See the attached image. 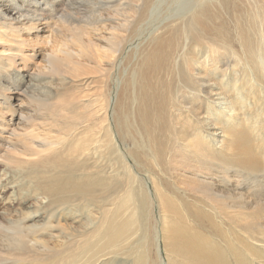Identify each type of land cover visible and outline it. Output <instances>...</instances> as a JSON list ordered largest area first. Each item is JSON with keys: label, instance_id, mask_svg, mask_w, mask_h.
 <instances>
[{"label": "bare ground", "instance_id": "6f19581e", "mask_svg": "<svg viewBox=\"0 0 264 264\" xmlns=\"http://www.w3.org/2000/svg\"><path fill=\"white\" fill-rule=\"evenodd\" d=\"M149 1L0 0V91L3 97L2 100L4 101L2 105L11 114L8 123L15 122L16 124L17 122L22 124L21 122L25 120V124L28 125L27 119H31L30 122L32 124H29V126H34L33 122L35 119L41 121V123L37 121L40 123L39 128H33L35 131L41 130V135L37 133L38 135L35 134L36 138L30 136L31 139L27 140L22 139L24 135L20 137L23 140H20L23 149L17 150L19 146H16L17 149L15 150L18 154L16 152V155L12 154L17 157L16 159L19 162L22 159L21 157H23L26 162L39 164L41 167L42 163H48V154L55 152L59 148V145L64 142L66 136L77 135V130L82 127L79 122H74L77 120V116L82 118L80 115H77V109L80 107L77 99L73 98L74 101L69 97V102H67V99V103H59L62 101L61 97L65 92L63 90H66L64 88L67 87L65 82L67 79L65 77H62L60 81L66 87L64 85V88L58 86L59 84H55L56 86L51 85V82L54 80L51 79L50 86L48 85L49 88L46 87L47 92H45V95L33 100L34 110L26 113L24 109L22 94H25V91L22 88L30 84L29 82H31L32 77L35 75V67L40 72L48 70L51 73H59L61 67L65 64L64 61L72 60L71 58L75 54L70 52L71 50H67L65 58L58 59L55 56L52 57L44 49V46L41 45L47 39L46 34L54 33V31L61 32V34L65 33L64 31L74 33L76 35L73 36V38H76L74 42L80 47L76 51L79 54L76 55L77 58L89 55L88 46H84L82 39H85L81 38L82 35L86 34L85 38H87L86 36L89 34L96 41L105 37L106 42L110 44H107L108 49L103 48L101 45V49L102 51L104 49V51L109 50L112 53L110 59L103 53L94 52L95 54H92L91 60L94 64L92 66L95 73H98V79L96 80H100L102 83L101 88L105 89L110 72L113 69V64L118 59V55L120 56L123 52L120 48L123 45L126 46L125 43L130 39L127 41L128 31L137 32V29H141V26H143L144 30V26L151 25V23L146 25V21L150 17L153 18L152 25H160V12L158 11L162 4L164 11L167 13V15L166 13L164 15L167 18H162L163 20H161L169 19V21L165 25L163 24L162 27L153 30L154 33L158 30L160 31L153 38L151 37L149 41L150 49H147L148 52L144 55L142 54L143 56L141 55L142 57L139 58L138 63L141 64V67L138 73L137 71L133 72L131 78L134 81L132 85H135L137 75L138 77L141 74L143 75L155 65L165 64L164 59L154 57L157 49H164L170 52L180 42H182L181 46L186 42H189L190 45L186 43V47H189L182 60V64L185 67H177V64L180 62L175 63V60H172L177 68L185 72L187 70H195L197 64L204 66L206 64H208L207 66L213 64L214 66L225 62L227 65L228 61L223 58V55H226L223 48L214 47L213 43H210L213 46L209 44L210 48L208 46L205 48L208 49L209 56L207 57L204 51L206 54L204 58L202 57L204 55L202 51L206 47L208 40L213 42V36L222 37L223 30L225 31L228 28L227 23H215L213 21L212 14L215 12L213 11L214 8H218L217 6L220 4V9L224 13H228V11L239 9L240 5L237 2L239 0H221L218 3L213 2V0H158V5L157 1L156 3L152 2L150 9H147ZM241 1L253 13L254 18L257 19V25L261 29V35L264 37V0ZM153 7L154 10H151ZM106 12L109 14L107 15ZM136 26L138 27L135 28ZM133 35L136 36L138 33ZM185 40L187 41L184 42ZM89 42L91 45H94V49L99 44L94 43L91 39ZM260 45L262 46L263 44L260 43ZM182 50L183 47L181 51L177 52H182ZM116 52H119V54L115 55ZM173 54L175 53L173 52ZM40 62H43L44 65L39 66L40 64L38 63ZM77 62L79 63V61ZM103 62L105 65L102 66ZM78 63L77 66L81 65L82 62ZM74 64L72 62V65ZM86 64L88 65L89 62ZM66 65L69 68L71 66L73 69L70 63ZM248 65L250 68L251 65ZM252 65L256 64L252 62ZM77 66L75 64L76 68ZM79 67L78 69L80 70ZM71 68L70 70L67 69L71 71ZM68 70L67 73L69 72ZM184 71L178 72L181 73L179 79L182 83L187 80ZM187 74L191 77L192 85L196 84L200 86L201 88L199 87L200 89L198 88V90L205 93V96L208 98V93L204 90L205 81L203 77H200L198 74ZM6 75L15 77L17 80L15 87L12 86V83H6L2 79ZM260 78L264 80V74H261ZM34 79H37V77H34ZM70 79L72 80V78L68 79L69 82L74 81V85L78 91L77 86L81 84L75 78L76 81H71ZM68 84L70 86L72 83ZM225 85H227L224 87L227 91H224L226 97L233 96L236 101L229 102L227 107L233 111L231 118H229L230 123H219V127L225 137L218 148L220 150L212 148V140H207L206 136L204 137L202 134L204 131L201 133L196 124V120L199 119L198 116L200 114H197V110H195V106L198 103V95L194 94L195 92L190 93L192 95L191 98H194V100L190 98L189 105L187 103V109L191 114L190 119L187 120L188 123L184 122L181 126L182 128H178V133L177 131L172 133L173 141L178 143L179 141H187L192 136L190 132H194L197 137H194L192 140V148H188L181 143H179L178 148L185 157L193 160L194 166L199 171L207 172V174L199 175L203 180L199 181L201 192L198 191L201 198L199 203L203 209H206L205 213L193 208L186 198L178 200L165 199L161 194L158 197L160 199L158 200L160 201L158 204L160 219L162 221V225L160 224L162 226L161 229L163 232L168 233L169 239L168 244H164L166 246L163 247L170 253L168 255L169 264L175 263L174 256L185 261L187 264H214L213 260H216L219 264H240L244 254L247 253L246 247L252 248L253 245L245 244L243 248H234V241L239 243L238 239L244 237L247 241L251 240V243L255 245L260 238L259 236H263L264 240V113L262 112L264 110V103L254 100L255 103L259 104V107L255 105L257 109L251 108L248 110L251 113L249 118H252V121L248 123V118L246 124H238L237 120L240 118L242 109L240 104L243 103L241 98L256 99L260 91L257 93V91L250 89V86L244 81L240 87L233 91L230 90L228 83H225ZM228 88L229 90H227ZM8 93H14L17 97L9 96ZM68 95L66 94V96ZM189 95H185V101H187L186 98ZM106 97L105 94L101 93L100 98L104 102H102L103 106L101 105L102 107L98 108L100 112L101 109L103 110L104 116H106L108 109ZM59 98L60 100L58 101ZM100 98H93L94 100L92 101L86 98V104L82 107L84 111L83 109L81 110L85 114H83L85 121L97 114L92 106L96 101H101ZM223 99L227 101L225 97ZM80 109L78 114H80ZM41 110H43L41 116L34 118V114L37 112L39 115V111ZM64 115L70 116V118L67 117L70 121L65 120L66 116ZM242 115L248 114L243 113ZM253 116H259L260 118L259 120L256 118L254 122L253 119L255 118ZM211 122L217 121L213 120ZM47 123L50 130L44 128ZM0 125L2 124L0 123ZM0 129V133H7L9 136L13 135V132H9L8 130L10 129L7 130L4 126ZM183 130L185 131L183 132ZM62 132L65 133L64 136H62ZM79 133L82 132L79 131ZM1 135L0 139L4 140L3 134ZM96 138L98 137L96 136ZM17 143L19 142L17 141ZM248 144L249 147H254L252 154L247 153L246 145ZM230 150H233L234 154L228 155ZM6 155L2 156L0 161L4 165L13 164L12 162L16 161H14L12 155ZM93 155L95 154L93 153ZM241 156L244 157L241 158ZM99 158H101V155ZM18 161L16 162L18 163ZM27 167L30 169V172L27 174L29 177L27 181H30L28 185H24L21 181L22 179L18 181L22 182V185H15L16 183L9 180L10 178L0 182V201L13 207L12 212L14 213V216L7 217L6 215H10L9 213L4 214L0 212V264L155 263L154 259L151 260L149 255V250L153 247L149 250V246L146 247V244L150 243V234L153 232L148 224V217L153 216L152 209L148 212L150 199L148 200L147 195L142 191H136L134 184L137 180L129 173L130 168H125V175L123 174V180H126V183L123 182V184L127 188L118 197V200L110 205H105L102 210L101 220L97 225L94 227L82 226L66 234H54L55 226L49 222L52 218L61 219L66 209L73 208L83 202L91 201L93 193V175L91 171L93 170L84 168L70 171L66 169H51L48 171L41 169L37 165H28ZM118 168H115L117 172ZM22 169H25V166ZM165 173L168 175L171 184L175 185L176 178L173 173L168 170H165ZM44 177L47 178L44 179ZM123 180L121 179V181ZM78 182L84 183L79 185L82 191L77 187ZM122 187L124 186L122 185ZM171 187L172 185L166 184L164 192L170 191ZM23 191H28L29 194L23 193ZM37 196H41V200L46 201H41L38 208L32 209L29 200ZM150 205L153 204L151 203ZM72 221L74 223L76 218H73ZM134 234H139L136 242L125 244ZM213 238H217L218 246L210 243V240ZM255 253L258 252L256 251ZM221 256L223 259H219Z\"/></svg>", "mask_w": 264, "mask_h": 264}, {"label": "rangeland", "instance_id": "374dc122", "mask_svg": "<svg viewBox=\"0 0 264 264\" xmlns=\"http://www.w3.org/2000/svg\"><path fill=\"white\" fill-rule=\"evenodd\" d=\"M156 1L158 5V0H150L147 9H150L152 2L156 3ZM219 1L221 0H213V2L215 3H218ZM237 2L240 5L239 9L228 11V13H224V11L220 9V4L219 6H217L218 8H214L213 11L215 12L212 14L213 21L215 23H227L228 28L225 31L223 30V33L221 35L222 37L213 36V42L211 40H208L206 47H204L202 51V53H204L202 57L204 58L206 57V54L207 57L209 56L208 49H205L207 48V46L210 48V46L214 45V47L223 48L224 53L226 54L223 55V58L228 61L227 65L225 64V62H221V65L218 64L214 66L213 64H209V66H207L208 64H206L205 66L197 64V68L195 70H187L186 72L182 69H179L185 67V65L182 64V60L185 57L186 52L188 51L187 48L190 46L189 42L187 43V40H185L184 42H186L189 46L186 47V43L181 46L182 42H180V44H177L178 46L175 47L178 50L174 48L173 51L169 52L164 49H157L154 57L157 59H164L165 64L155 65L143 75L141 74L139 77L137 75L135 85H132L134 79H132L131 77L134 71H137V73L139 72L141 64L138 63V60L148 52L147 49H150L149 41L151 40V37L153 38L157 34V32L160 31L158 30L156 33H154L153 30L162 27L163 24L165 25L169 21V19H165L164 21H162L164 18H167V13L166 11H164L162 4L160 5L161 8H159L158 11L160 12V25H152L153 18L150 17L146 21V25H149V23H151V25L144 26V30L143 26H141V29L138 28L139 31L137 29V32L133 33V31L131 30L128 31L127 41L129 38L132 40L129 39V41H126L127 43H125L126 46L123 45V47L120 48L123 51L120 56L118 55L119 52H116L117 54L115 53V55H118V59H116L113 64V71L111 70L110 72V77L105 89L101 88V81L96 80L98 79V73H95L93 68L94 64L91 61L92 54H95L94 52H97L99 54L103 53L110 59L112 53H110L109 50L108 52L104 51L105 49L103 51L101 49L102 47L108 49V45L110 44L109 42H106L105 37L96 41L89 34H87V38H85L86 34H81V38L85 39H82L84 46H88L89 55H87L86 57L81 56L77 58L76 55L79 54H77L78 52L76 51L79 50L80 47L77 45V43L74 42L76 40V38H73V36L75 35L74 33L72 34V32L70 33L64 31L65 33L61 34V32H59V34L58 32L54 31V33L52 32L50 34H46L47 39H45V41L42 42L41 45L44 46V49L47 51V53L51 54L52 57L55 56L58 59H62L65 58V53L68 52L67 50H71L70 52L75 53V57L73 56L71 58L72 60L64 62L65 64L70 63L71 65L72 62L73 64L76 62V66L78 63L77 61H79L78 64L82 62L81 65H78L80 66V70L78 69V66L77 68L75 67V64L72 65L73 69L70 66L71 71H69V66L66 65L69 69L68 70L64 64L63 66L65 67L62 66L59 73H51L48 70H43L44 72H40V70L35 67L37 70H34L35 75L32 77L31 82H29L30 84H27V87L22 88V90L25 91V94H22L24 109L26 110V113L28 111L31 112V110H34L33 100L37 97H43L45 95V92H47V88H49L50 86L51 79H54L51 82V85L56 86L59 84L58 86L63 87L64 84H61L60 80L62 79V77H65L67 79L65 81L67 87L64 85L66 88H63L66 89L67 92L66 90H63V92L65 91L66 93H63V95L65 96L63 97L62 95V101H60L59 103L62 104L63 102H66L67 99V102H69V100L73 98L75 100L77 99L78 105L81 107V109L80 107H78V112L77 110L76 112L77 115H80V117L82 118H79V116H77L78 118H76L77 120H75L74 122H79L82 127L77 130V135L73 134L66 136L64 138V142L59 145V148L56 149L55 152H51L48 154V163H42L41 167L39 164H30L26 162L23 157H21L22 159L19 162L16 159L17 157L15 156L16 154H18L15 149H17L18 146L19 147L17 150H21V148L23 149V147H21L20 140L31 139L30 136H34V138H36L35 134L38 135L41 130L35 131L33 130V128H39L41 121L35 119V121L33 122L34 126H29V124H32L30 122L31 119H27L28 125L25 124V120L21 122L22 124L17 122L16 124L15 122H10L9 124L8 120L11 118V114L7 110V108L2 105V102L4 101L2 100L3 97L0 91V123L2 124L0 125V128L4 126L7 130L10 129L8 130L9 132H13V135L10 136L7 133H0V135L3 134V137L6 139H0V161L2 156L6 154V156H8L9 154V156H11L12 154H15V152L16 154L12 156L14 161H18V163L16 161L12 162L13 164L5 163L6 165L0 162V182L4 179L10 178L9 180L15 182V185H22V182L24 185H28V183L30 182L27 181L29 180L27 174L30 172V169H28L27 167L28 165H37L41 169H45L48 171H50L51 169H66L70 171L78 169L81 170L84 168L93 170L91 171L93 175V193L91 196V201L80 203L79 205L70 208L71 210L66 209L61 219L52 218L49 221L52 225L55 226L54 234H66L71 232L73 229L77 230L82 226L94 227L100 222L102 210L105 205H110L111 203H114L116 200H118V197L121 196L123 194L122 192L127 188L123 184V182L126 183V180H123V174L125 175V168L128 167V169L130 168L129 173L135 178V180H137L134 184L136 186V191H142L147 195L148 200L150 199L148 212L152 209L151 212H153V216L148 217V224L149 227L152 228L153 232H151L152 234H150V243L148 242V244H146V247L149 246L148 250L153 247L151 250H149L150 258L151 260L154 259V264H169L168 255H170V253L166 251L165 248H163L168 244L169 239L168 233L163 232V230L161 229L162 221L160 219V208L158 204L160 202L158 201L160 200L158 199L159 195L161 194L163 198L172 200L186 198L188 203L191 204L193 208L202 211V213H205L206 210L203 209L202 205L199 203L201 201V198L199 197L200 193L198 191L201 192L199 181L203 180V178L199 177V175L207 174V172L199 171L194 166L195 164L193 160L185 157L178 148L179 143L188 148H192V140L197 136L193 131H191L190 133L192 136L187 141H179L178 143L173 141L172 136V133L174 131H177L178 133V128H182L181 126L184 124V122L188 123L187 120L190 119L191 114L187 109V103L189 105L190 98L192 97L190 93L195 92L194 94L198 95V103L195 106V110H197V114L200 115L198 116L199 119L196 120V124L201 130V133L204 131L202 133L203 136H206L207 140H212V148L214 150L218 149L221 145L222 140L224 141L225 139L224 134L219 127V123H230L229 118H231L233 111L229 110L227 107L229 102L236 101L233 96L229 98L226 97V93H224V91H227L224 89V87H226L227 85H225V83L229 84V88L232 91L240 87L243 81L250 86V89L257 91V93L258 91H260V93H258L259 96H256V99L246 97L241 98V101L243 103L240 104L242 106V109L240 112V118L237 120L238 124H246L247 119L251 116V113L248 112V110H250L251 108L257 109V107H259V104L255 103L254 100H258L259 103H264V80H261L260 78V75L264 74V37L261 35V29L258 27L257 19L254 18L255 16L253 15V13L248 10L246 5H244L241 0ZM151 10H154V7L151 8ZM165 13L166 15H164ZM108 14L109 13H107V15ZM137 27L138 26H136L135 28ZM135 33H138V35H133ZM90 39L94 43L96 42V44L99 43L100 45L98 44L97 46L100 49L96 45L94 49V45H91V43L89 42ZM102 39L105 40V43ZM210 43H213V45H211ZM260 43H262L263 45L261 46ZM182 47L183 53L177 52L179 50L181 51ZM204 51L206 52V54ZM173 52L176 55L173 54ZM177 54L179 55L177 56ZM172 59L175 60V63L180 62L179 64H177V67L179 68L176 67V64L173 63L174 61ZM88 62L89 64L87 65L86 63ZM252 62H254L256 65H252ZM38 64H40L39 66L44 65L43 62H40ZM248 64L251 65L250 68L248 67ZM103 65H105L104 62L102 63V66ZM67 70L69 71L68 73ZM181 71L185 72V78L187 79L183 83L179 79L181 73L178 72ZM78 73L79 75L77 76ZM187 73H189L190 75L198 74L200 77H203L205 81L204 90L208 93V98L207 96H205V93L198 90L200 86H197L196 84L192 85L191 77H189ZM34 77H37V79H34ZM73 77L79 84H81L77 86L78 91L76 89V86L74 85L75 82L73 80L75 79ZM69 78H72V80H70L73 82H69ZM2 79L6 83H12L13 87H15L17 84V80L13 76L6 75ZM84 80L86 81L84 82ZM68 83H72L71 85L73 86H69ZM229 88L227 90H229ZM43 89L45 90L42 91ZM221 92L223 93L220 94ZM101 93L107 96L106 100L108 101V109L106 116L103 115L102 109L101 112L99 111V107H102V102H104L100 98ZM8 94L9 96L15 98L17 97V95L14 93ZM66 94L69 95L66 96ZM185 95H189L186 98L187 101H185L184 99ZM96 97L97 99H101V101H96L92 106L97 114H95V112L91 108L95 115L89 117L90 119L85 121V118L83 117L84 112L81 111L83 109L82 107L85 106V101H87V99L92 101ZM224 97L225 99H227V101L223 99ZM191 99L194 100V98ZM59 100L60 98L58 99V101ZM79 109L80 114H78ZM98 111L100 112V114H98ZM262 112L264 113V110ZM39 113L40 114L38 115V113L36 112V114H34V118L41 116L43 110L39 111ZM243 113L248 115H242ZM64 116H66L65 120L70 121V116ZM253 118H255L253 119V121L255 122L256 118L259 120L260 117L253 116ZM213 120H216L217 122H211ZM37 121L40 123H38ZM251 121L252 118H249L248 123H250ZM44 128L46 130H50L48 123L46 126H44ZM79 131H81L82 133H79ZM184 131L185 130H183V132ZM61 134L62 136H64L65 133L62 132ZM22 135H24V137L21 139L20 137H22ZM39 135H41V133ZM96 136L98 138H96ZM17 141L19 143H17ZM246 150L248 154H252L254 147L251 148L248 144L246 145ZM93 153L95 155H93ZM229 154H234V151L230 150V153H228V155ZM100 155L101 158L104 155L106 159H104V156L102 159L99 158ZM242 157L244 156H241V158ZM24 166L25 169H22L24 168ZM111 167H113L114 169ZM115 168H118V172ZM111 169L113 170V172H111ZM165 170L173 173L174 177L176 178L175 185H173V183L171 184L168 175L165 173ZM46 178L47 177H44V179ZM121 179L123 181H121ZM20 180L22 182H18ZM24 180L26 184L24 183ZM117 183L121 184L117 185ZM81 184L84 183L78 182L77 187H79V185ZM166 184H170L172 185V187L170 191L167 190L164 192ZM122 185L124 187H122ZM79 190H81L80 187ZM159 191L160 193H158ZM23 193L29 194L28 191H23ZM41 201L45 202L46 200H41V196L34 197L33 199L29 200V204H31L30 207L32 209L38 208ZM151 203L153 205H150ZM12 208L13 207H10L7 204H3V202L0 201V212L4 214L9 213L10 215H6L7 217L14 216ZM73 218H76V221L74 223L72 221ZM138 235H132L129 238L130 241H126L125 244L135 243L138 239ZM259 237L260 238L257 243L262 246L257 243H255L254 245L251 243V240H249V242L244 237H240V239H238L239 243L234 241V248H243L245 247V244L253 245L252 248L246 247L247 253L244 254L240 264H264V240L262 238L263 236ZM216 240L217 238H213L210 240V243L212 245L214 244L215 246H218V241ZM256 251L258 253H255ZM219 259H223L222 256L219 257ZM174 261L175 263L173 264H187L185 263V261L180 260L175 256ZM213 263L219 264L216 260H213Z\"/></svg>", "mask_w": 264, "mask_h": 264}]
</instances>
